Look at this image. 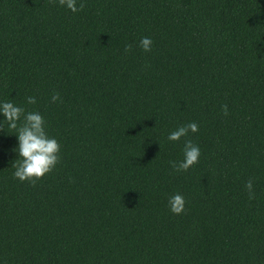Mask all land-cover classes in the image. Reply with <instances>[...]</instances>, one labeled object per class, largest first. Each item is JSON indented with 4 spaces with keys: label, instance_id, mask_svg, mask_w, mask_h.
<instances>
[{
    "label": "trees",
    "instance_id": "obj_1",
    "mask_svg": "<svg viewBox=\"0 0 264 264\" xmlns=\"http://www.w3.org/2000/svg\"><path fill=\"white\" fill-rule=\"evenodd\" d=\"M84 2L0 0V102L62 146L33 186L0 132V264H264V0Z\"/></svg>",
    "mask_w": 264,
    "mask_h": 264
},
{
    "label": "clouds",
    "instance_id": "obj_2",
    "mask_svg": "<svg viewBox=\"0 0 264 264\" xmlns=\"http://www.w3.org/2000/svg\"><path fill=\"white\" fill-rule=\"evenodd\" d=\"M55 3L56 0H53ZM59 5L66 6L73 13L83 11L86 7L84 0H81L77 6V0H58ZM153 41L145 36L140 40V47L145 52L152 50ZM133 45L127 44L125 52H130ZM28 104H35L36 97L28 96ZM52 101L61 100L60 94L54 93ZM222 111L225 116L229 114L228 106L222 105ZM0 112L3 113L4 120L0 121V132L7 131L9 134H16L19 145L15 149L18 158L13 161L12 167L15 169L13 176L21 182L30 181L33 186L38 180L43 179L51 173L61 162V144L55 137H51L47 131L46 120L39 112L26 111L24 107L16 105L12 101L0 102ZM11 130V131H9ZM199 131V125L196 122H190L179 126L172 131L167 139L169 141H179L182 137H187L189 132ZM184 159L182 161H170L172 168L177 171H187L189 168L199 162L201 150L191 139L184 142ZM245 188L248 191L249 200L255 199L253 181L249 179ZM170 210L173 214L180 215L186 212V200L182 194H175L168 200Z\"/></svg>",
    "mask_w": 264,
    "mask_h": 264
}]
</instances>
